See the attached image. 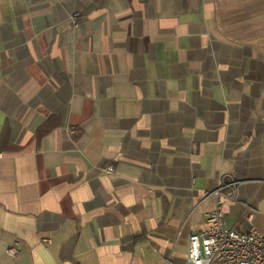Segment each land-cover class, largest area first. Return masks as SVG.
Here are the masks:
<instances>
[{
  "label": "crops",
  "instance_id": "1",
  "mask_svg": "<svg viewBox=\"0 0 264 264\" xmlns=\"http://www.w3.org/2000/svg\"><path fill=\"white\" fill-rule=\"evenodd\" d=\"M221 179L263 229L264 0H0V264H190Z\"/></svg>",
  "mask_w": 264,
  "mask_h": 264
},
{
  "label": "built area",
  "instance_id": "2",
  "mask_svg": "<svg viewBox=\"0 0 264 264\" xmlns=\"http://www.w3.org/2000/svg\"><path fill=\"white\" fill-rule=\"evenodd\" d=\"M112 171V166L106 167ZM230 188L232 193L225 194ZM236 181L220 180L219 185L209 194L215 197V207L207 214V227L187 238L186 260L190 264H264V227L248 232H237L227 227L222 218V203L235 199ZM8 253L16 254L14 248Z\"/></svg>",
  "mask_w": 264,
  "mask_h": 264
}]
</instances>
